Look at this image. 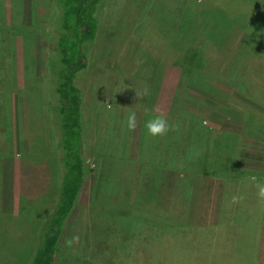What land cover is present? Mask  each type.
Segmentation results:
<instances>
[{
    "label": "rangeland",
    "instance_id": "1",
    "mask_svg": "<svg viewBox=\"0 0 264 264\" xmlns=\"http://www.w3.org/2000/svg\"><path fill=\"white\" fill-rule=\"evenodd\" d=\"M12 1H16L19 14L13 28L3 32V38L0 36V89L5 93H27L30 118L35 117V120L34 128L29 132V149L17 159L14 187L17 201L11 204L10 209L0 205V254L4 255H0V264H30L38 244L37 240H32V235L38 236V225H32L34 229L27 233L16 228L23 217L24 224L34 216V222L37 220L39 225L46 218L58 191L60 161H64L62 143L55 136L60 126L56 78L58 60L55 53L49 62V23L54 0ZM246 1L250 6L246 3L244 11L237 9L238 3L233 1L230 3L232 8H228L229 15L224 11L221 16L216 7L224 4L225 0H106L99 38L91 47V63L83 82L82 122L87 134L84 156L88 167L86 180H89H85L81 196L66 222L54 264H99L101 260H116V264H167L162 261L167 257L171 264H223L221 258L229 259L228 247L216 255V251L208 253L207 247H203L198 254L193 253L192 262L188 261L189 256L182 262L175 259L178 252L175 251L176 244L169 246L171 254L165 253L164 256L160 244H156L157 248L151 253V246L136 247L135 233L148 231L140 225L145 218L140 217L142 221L133 214L118 212L120 208L107 210L112 206L107 203L111 201L115 183L106 182V177L114 169L111 157L113 129L126 125L130 111H135L137 117L141 116L138 119L143 126L148 118L166 116L175 128L173 137L169 135V142H176L180 148L194 144L213 150L214 144L218 146L225 141L221 153L224 151L226 164L221 167L225 170L230 168L229 175L242 171L249 175L264 174V0ZM26 4L34 18L31 30L24 24L31 22L30 15L26 20L23 18ZM224 16L233 22L229 23ZM196 45L200 47V55L182 58L185 49L198 48ZM29 55L34 59L31 61L33 66L37 59L45 63L41 71L29 64ZM203 60L206 63L202 66L200 62ZM17 65L20 66L18 71L7 70ZM185 65L191 69L190 72L183 69ZM12 73H16L19 80L25 77L23 84L26 85L15 87L1 82ZM199 78L202 82L193 85ZM195 123L210 126L208 134L213 131L212 135L205 139L201 137L207 129L206 132L202 130L201 135L193 133L195 128L191 127ZM182 124L189 129L184 128V132L181 130L178 135ZM97 127H100L98 136ZM239 130L242 132H237ZM176 135L179 137L177 141L174 139ZM244 136L247 138L243 143ZM96 138L103 146L102 150L93 152L90 149ZM186 139L188 143L183 142ZM229 140L231 144L227 145ZM100 152L101 155L98 154ZM217 153L205 152V158L198 161L202 163L199 168L211 172V160ZM43 158L49 161H40ZM118 168L124 169L123 166ZM125 169H128L127 165ZM96 173L105 176V180L99 183L104 189L103 201L107 205L99 202L95 208L102 213L103 209L111 212L93 214V209L89 208L93 227L89 235H93L95 240L88 239L86 246V239H79L80 223L85 222L87 214L84 208L90 204H86L90 200L87 191L95 194L94 184L98 181L92 178ZM0 176H3L2 172ZM107 180L111 181L110 178ZM240 184L233 181L231 195H225V210L237 208L236 223L246 218L245 206H242L246 200L239 195ZM251 194L252 191L245 194L248 200ZM233 196L242 197L237 202L238 206L232 202ZM147 221L155 220L149 218ZM24 232L30 233V240L28 236L26 239L17 237ZM83 233L84 236L89 233L86 226ZM225 235L231 238V235ZM73 237L78 239L69 245L68 241ZM103 243L107 247H103ZM146 254L150 255L149 260L143 258Z\"/></svg>",
    "mask_w": 264,
    "mask_h": 264
},
{
    "label": "crops",
    "instance_id": "2",
    "mask_svg": "<svg viewBox=\"0 0 264 264\" xmlns=\"http://www.w3.org/2000/svg\"><path fill=\"white\" fill-rule=\"evenodd\" d=\"M28 6L26 4L24 7L23 18L26 20L29 15L31 16V22L24 23L27 24L28 30H31L34 18L31 11L29 12ZM18 14L19 9L16 1L0 0V36L2 38L5 32L13 28ZM2 28L5 30L3 31ZM29 61V64L34 61L30 55ZM35 62L34 66L32 64L33 69L41 71L45 63L38 59ZM19 68L20 66L17 65V67H10L7 70L12 71L15 69L18 71ZM22 68H25L24 65ZM27 68L31 67L28 66ZM23 75H25L24 72ZM1 82L17 87L26 85L23 84L26 82V78L23 77L19 80V76L17 75L16 77V73H12L11 76L2 79ZM27 95V93L23 92L5 93L0 89V173H3V176H0V205L8 209L11 208L13 202L17 201L15 200L14 190L17 179V159L29 149V132L34 126L33 120H35V117L30 118L31 112L27 107ZM138 117L141 118V116ZM139 122L138 119V127L135 131H129L125 124L120 126L119 129H113L111 157L114 169L112 174L106 177L111 179V181L106 179V182L115 183L110 195L111 201L107 203L112 206L107 208V210L120 208L118 212L133 214L136 219H140L143 216L145 218L144 221L140 219L143 221V224L140 225H144L148 231H141L140 233L137 231L135 233L136 247H142V245L151 246L149 250V253H151L152 250L157 248L156 244H160V251L164 256L165 253L170 255L169 246L176 244L175 251L178 252L175 253V259L177 258L178 262H182L186 256H189L187 257L190 259L188 261L192 262L193 253L198 254L203 247H207L208 253L216 251L214 255L228 247L227 256L229 255V259L221 258L220 260L223 261V264L225 262L226 264H264V202L258 200L257 190L249 179L251 176H256L260 182H264V174H241L239 179H243H233L235 175H229V171L227 172L225 167H221L226 164V156H223L224 151L221 153V150L225 147V141L219 144L221 147L214 144L213 150L209 149V147L206 149L201 148L194 144L183 145L180 148L176 142H169V135L173 137L175 128L172 127V130L165 136L151 137L148 135L143 123ZM190 124L192 125V123ZM184 128L189 129L182 124L178 135H180L181 130L184 132ZM191 128H195L192 132L198 135L206 132L207 129V132L204 133L206 135H201L204 139L209 138L213 133L212 131L211 134H208L210 126L204 123H195ZM99 129L100 127L96 128L97 136ZM202 130L204 131L202 132ZM84 132L83 123V155H85L87 147V134ZM237 132L242 131L239 130ZM178 135L174 137L176 141L179 139ZM51 138L53 139V134ZM51 138L48 137L49 143H51ZM246 138L245 136L242 137L243 143ZM45 140L47 141V139ZM183 142L188 143L187 139L183 140ZM92 143H94V146L90 151L94 152V150H97L98 152L102 150L103 145H101L102 142L99 138L93 140ZM229 144H231L230 140L227 145ZM208 151L218 152L211 160L213 165L211 172L199 168L202 163L198 162L205 158L204 153ZM98 154L101 155V152ZM219 159L223 163L216 162ZM40 161H49V159L43 158ZM126 165L128 169H125ZM120 166H123L124 169L118 168ZM95 175L92 178V180L98 181V183L94 184L95 194L91 190L87 191L88 198L90 200L94 198L95 200L86 202V204L90 203L84 208L87 216L85 217V222L82 221L80 223L79 239L81 238V241L86 239V246L88 239L95 240L93 235L92 237L89 235L90 231H93L89 219V213H91L89 208L93 209V214H101L102 212L95 207H98L97 204L99 202L105 204L103 201L104 189L100 184L105 180V176L97 173ZM112 175L114 176L113 178ZM229 178L241 183L239 185V195H242L246 200L242 205L245 206L246 218H241L237 223L235 222V211L237 208L225 210L227 206V203H225L226 197L231 195L230 190H232L233 183ZM251 191L252 194L250 195V200H248L245 194ZM251 196H254V198ZM236 205L238 206L237 202ZM223 209L224 213H222ZM102 211L104 213L105 210L103 209ZM149 218L155 221H147ZM33 219L34 216L30 219L31 221L29 219L26 220L28 224H24L23 217V221L18 224L16 229L26 230V233L29 230H33L34 227L32 225H38L37 220L34 222ZM85 226L89 233L84 236ZM95 226V231L98 234L97 222ZM225 234L231 235V238L226 237ZM21 236L22 234L17 237ZM63 236L64 229L60 241ZM102 246L107 247L104 243ZM136 247L135 250L139 252ZM100 248L102 249V247ZM146 248L143 249L144 253ZM0 255L4 256L3 254ZM149 257L150 255L146 254L143 258L149 260ZM138 261H140V258ZM162 261L171 264L168 257L166 260L162 259ZM116 262L118 261H98L99 264H116ZM122 262L124 263V261Z\"/></svg>",
    "mask_w": 264,
    "mask_h": 264
},
{
    "label": "trees",
    "instance_id": "3",
    "mask_svg": "<svg viewBox=\"0 0 264 264\" xmlns=\"http://www.w3.org/2000/svg\"><path fill=\"white\" fill-rule=\"evenodd\" d=\"M233 1L238 3L235 7L237 9L239 7L240 11H244L246 3L250 6L246 0L230 2L225 0L224 4L216 7L219 15L222 16L224 11L229 15L228 8H232L230 3ZM105 2L106 0H54V10L49 23L48 43L51 51L49 62L55 53L58 60L56 78L60 100V126L56 129L55 136L62 143L64 161H60L61 167L58 172L61 176L52 207L46 218L42 222L39 221L38 236H35V233L32 235V240H37L38 244L30 264H54L63 229L76 206L86 180L88 167L83 155L82 140L85 100L83 82L91 63V47L99 38ZM226 20H229V23L233 22L232 19L226 18ZM199 52H201L200 47L185 49L182 58L189 56L192 58L195 54L200 55ZM200 63L203 66L206 61ZM183 69L189 72L191 70L187 65L183 66ZM48 75L47 68V77ZM201 80L199 78L197 82L194 81L193 85L202 82ZM216 162L223 163L221 159ZM226 171H230V168ZM241 174L245 173L243 171L234 173L233 179H239ZM25 236L29 238L30 233H24L22 238L26 239Z\"/></svg>",
    "mask_w": 264,
    "mask_h": 264
},
{
    "label": "clouds",
    "instance_id": "4",
    "mask_svg": "<svg viewBox=\"0 0 264 264\" xmlns=\"http://www.w3.org/2000/svg\"><path fill=\"white\" fill-rule=\"evenodd\" d=\"M126 126L129 131H135L138 127L137 113L135 111H130L128 113L126 118ZM144 127L146 128L148 135L151 137H162L167 135V133L172 130V126L169 124L167 117L164 115H156L153 118L148 119L145 122ZM249 179L253 182L257 190L256 194L258 200L264 202V182H260L256 176H251ZM240 199H242V197L233 196L232 202L236 203ZM76 239L78 238L73 237L68 241V244L71 245V243Z\"/></svg>",
    "mask_w": 264,
    "mask_h": 264
}]
</instances>
